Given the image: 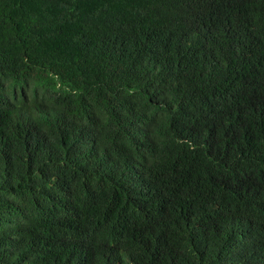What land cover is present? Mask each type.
Listing matches in <instances>:
<instances>
[{"label": "trees", "instance_id": "obj_1", "mask_svg": "<svg viewBox=\"0 0 264 264\" xmlns=\"http://www.w3.org/2000/svg\"><path fill=\"white\" fill-rule=\"evenodd\" d=\"M0 264H264V0H0Z\"/></svg>", "mask_w": 264, "mask_h": 264}]
</instances>
